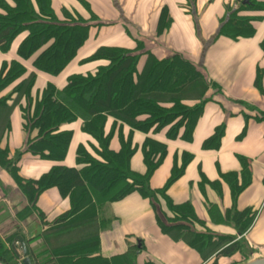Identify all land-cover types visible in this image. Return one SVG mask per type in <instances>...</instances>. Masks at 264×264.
Returning a JSON list of instances; mask_svg holds the SVG:
<instances>
[{
    "label": "crops",
    "instance_id": "crops-1",
    "mask_svg": "<svg viewBox=\"0 0 264 264\" xmlns=\"http://www.w3.org/2000/svg\"><path fill=\"white\" fill-rule=\"evenodd\" d=\"M58 20L64 12L84 20L90 18L88 38L73 62L56 78L37 75V88L46 82L62 88L67 76L92 72L101 63L81 65L79 62L99 47L133 50L142 48L136 65L141 72L145 53L157 60L178 55L193 64L203 75L207 85L215 88L206 93L202 114L193 130L191 141L179 138L165 142L166 156L151 175V190L165 186L175 164L181 157H191L183 174L167 190L166 195L175 205L189 203L197 220L202 223L195 233L213 238L233 237L241 250L230 257L211 254L202 257L185 242L164 233L158 219L164 221L157 205L137 193L112 203L102 204L91 197L93 215L89 223L69 229L58 225L61 217L71 210L68 198L56 188L39 193L29 202L21 191V182L36 181L56 166L79 169L75 164L76 151L94 142L80 131V123L69 125L73 132L67 154L62 162L42 160L28 152L17 163L0 166V240L5 254L12 246L21 253L15 239L20 237L33 264H241L250 255H264V120L253 118L255 110L264 117V12H241L240 16L258 18L250 23L251 37L229 39L217 37L222 23L234 11L236 0H50ZM245 5V4H241ZM16 39L3 61H15ZM32 59L24 63L31 71ZM262 73L260 89L254 83L257 72ZM6 93V92H5ZM4 93V94H5ZM187 105L192 103L186 102ZM111 125L108 121L106 132ZM222 128L217 145L204 148L203 143ZM127 130L124 129L126 135ZM163 139L164 132L159 134ZM143 135L135 142L140 144ZM25 135L17 108L7 113L0 111V149L8 159L23 151ZM114 136L110 149L119 150ZM133 173L143 175L145 166L140 152L130 160ZM249 174V185L234 202L230 187L223 177L232 175L238 183L244 171ZM161 210L163 207L161 206ZM240 217V224L234 213ZM251 223L244 233L238 231L245 219ZM74 219V218H73ZM68 221V220H67ZM66 221V222H67ZM79 247L68 256L69 249ZM96 260V262H94Z\"/></svg>",
    "mask_w": 264,
    "mask_h": 264
},
{
    "label": "trees",
    "instance_id": "trees-1",
    "mask_svg": "<svg viewBox=\"0 0 264 264\" xmlns=\"http://www.w3.org/2000/svg\"><path fill=\"white\" fill-rule=\"evenodd\" d=\"M241 12H264V0L239 4L222 23L217 37L235 40L252 36L250 23L258 18L240 16ZM64 16L61 21L56 18L50 0H0L1 54L8 53L13 42L20 39L16 60L0 64V111L7 113L17 108L25 135L23 151L17 152L13 159H8L7 151L0 149V166L7 169L14 166L22 152L62 162L73 137V132L66 128L79 122L80 131L94 142L89 145L90 151L78 147L75 164L79 169L56 166L36 181L21 182V191L29 202L49 188H56L62 197L69 199L71 210L58 222L61 229L77 228L91 221L95 205L91 197L105 204L137 193L153 207L158 206L164 219L163 222L158 219V225L164 233L185 242L202 257L215 253L218 257H230L239 252L241 244L233 242V237L213 238L195 233L193 229L202 223L190 204L175 205L167 197L168 188L190 162L189 155H182L180 165L173 166L163 188L151 190L148 185L166 156L165 142L177 138L191 141L207 101L205 95L215 87L207 85L198 69L178 55L157 60L151 53H145V64L138 73L141 47L133 50L99 47L79 62L81 65L100 62L94 71L67 76L62 88L46 82L36 89L37 75L56 78L75 60L88 38L90 22L95 21L91 14L87 20L65 12ZM261 50L264 55V40ZM30 59L29 72L24 63ZM261 77L258 71L254 83L257 89ZM252 111L253 118L264 120ZM109 120L111 125L106 132ZM162 132L164 137L159 139ZM221 134L222 128L216 129L203 147L217 145ZM138 135L144 137L140 144L135 142ZM114 136L120 145L117 152L110 149ZM137 152L143 158V175L130 169V160ZM242 175L240 183L232 175L223 177L230 187L233 206L249 185L246 169ZM234 215L237 225L240 224L241 215L237 217L236 212ZM244 223L238 229L241 234L247 230L251 218L247 217ZM78 251L79 247L65 254L70 256ZM0 263L15 264L13 256L5 254L1 240Z\"/></svg>",
    "mask_w": 264,
    "mask_h": 264
},
{
    "label": "water",
    "instance_id": "water-1",
    "mask_svg": "<svg viewBox=\"0 0 264 264\" xmlns=\"http://www.w3.org/2000/svg\"><path fill=\"white\" fill-rule=\"evenodd\" d=\"M236 1H240V0H236ZM247 3H248V0L241 1V4H247ZM15 242L19 244L21 253H18L14 245L12 246L11 249L14 253V256L19 260L18 264H33L30 257L28 256V252L26 250L23 240L20 237H17L15 239ZM241 264H264V255L256 254L255 256H252L251 259L249 258Z\"/></svg>",
    "mask_w": 264,
    "mask_h": 264
},
{
    "label": "rangeland",
    "instance_id": "rangeland-1",
    "mask_svg": "<svg viewBox=\"0 0 264 264\" xmlns=\"http://www.w3.org/2000/svg\"><path fill=\"white\" fill-rule=\"evenodd\" d=\"M241 1H243V0H241ZM248 3H249V0H248ZM252 256H253V255H250V259L252 258ZM75 264H76V263H75Z\"/></svg>",
    "mask_w": 264,
    "mask_h": 264
},
{
    "label": "built area",
    "instance_id": "built-area-1",
    "mask_svg": "<svg viewBox=\"0 0 264 264\" xmlns=\"http://www.w3.org/2000/svg\"><path fill=\"white\" fill-rule=\"evenodd\" d=\"M1 264V263H0Z\"/></svg>",
    "mask_w": 264,
    "mask_h": 264
}]
</instances>
